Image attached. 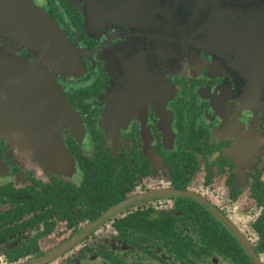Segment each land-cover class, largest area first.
<instances>
[{
    "label": "flooded vegetation",
    "instance_id": "flooded-vegetation-1",
    "mask_svg": "<svg viewBox=\"0 0 264 264\" xmlns=\"http://www.w3.org/2000/svg\"><path fill=\"white\" fill-rule=\"evenodd\" d=\"M35 2L72 52L0 31V264H264V0Z\"/></svg>",
    "mask_w": 264,
    "mask_h": 264
},
{
    "label": "water",
    "instance_id": "water-1",
    "mask_svg": "<svg viewBox=\"0 0 264 264\" xmlns=\"http://www.w3.org/2000/svg\"><path fill=\"white\" fill-rule=\"evenodd\" d=\"M259 12L264 15V7L251 11L252 14ZM0 31L22 43L40 59L46 55L51 59L57 53L64 54L66 60L71 56L72 45L66 33L35 0H0ZM69 115L71 112L66 106V119Z\"/></svg>",
    "mask_w": 264,
    "mask_h": 264
},
{
    "label": "rangeland",
    "instance_id": "rangeland-1",
    "mask_svg": "<svg viewBox=\"0 0 264 264\" xmlns=\"http://www.w3.org/2000/svg\"><path fill=\"white\" fill-rule=\"evenodd\" d=\"M46 56H47V55H46ZM46 56L42 58L43 63L45 62V58H46ZM68 123L71 124V125H75V123H74L73 121L68 122Z\"/></svg>",
    "mask_w": 264,
    "mask_h": 264
}]
</instances>
